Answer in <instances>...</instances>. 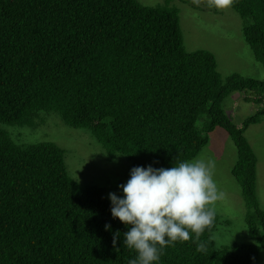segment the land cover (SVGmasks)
I'll return each mask as SVG.
<instances>
[{
  "label": "trees",
  "instance_id": "trees-1",
  "mask_svg": "<svg viewBox=\"0 0 264 264\" xmlns=\"http://www.w3.org/2000/svg\"><path fill=\"white\" fill-rule=\"evenodd\" d=\"M229 6L250 20L243 39L264 60V0ZM178 14L168 1L0 0V124L29 126L38 113H55L66 126L88 130L108 160L126 157L130 173L193 160L208 142L196 127L206 112L202 131L220 128L235 146L231 175L253 211L245 226L254 244L214 248L215 214L201 233L166 247L159 264H255L264 210L244 132L264 109L238 127L222 102L252 92L261 104L264 81L231 75L224 82L211 53L185 50ZM64 155L51 142L16 145L0 129V264H128L135 257L104 188L80 186Z\"/></svg>",
  "mask_w": 264,
  "mask_h": 264
},
{
  "label": "rangeland",
  "instance_id": "rangeland-1",
  "mask_svg": "<svg viewBox=\"0 0 264 264\" xmlns=\"http://www.w3.org/2000/svg\"><path fill=\"white\" fill-rule=\"evenodd\" d=\"M166 1L179 12L186 51L211 53L224 82L231 75L264 81V60L254 56L242 36V27L249 24V19L241 18L229 5L223 8L214 6L212 0H138L149 7L163 5ZM253 97L252 92H232L222 102V109L236 126L240 127L258 109H264V100L257 104ZM262 97L264 99V94ZM209 122L206 112L200 114L196 121L197 129L208 137V142L195 158L214 162L213 179L223 194L212 205L218 216V224L211 237L213 246L254 244L245 226L246 219L253 217V211L246 207L239 185L231 175L236 161L235 146L220 128L203 132ZM0 129L16 145L54 143L65 151L67 172L80 186L102 187L107 199L109 193L122 195L118 186L128 181L130 162L122 155L108 160L104 148L88 130L70 128L57 114L43 112L38 113L29 126L0 124ZM244 137L257 159L256 196L259 207L264 210V117L249 125ZM255 264H264V249H259Z\"/></svg>",
  "mask_w": 264,
  "mask_h": 264
},
{
  "label": "clouds",
  "instance_id": "clouds-1",
  "mask_svg": "<svg viewBox=\"0 0 264 264\" xmlns=\"http://www.w3.org/2000/svg\"><path fill=\"white\" fill-rule=\"evenodd\" d=\"M226 4L212 0L216 7ZM214 162L195 158L170 168L133 167L129 179L109 193L110 212L128 228L123 244L135 252L128 264H159L166 247L201 233L215 218V201L222 197L213 179ZM110 225H105V231ZM121 234H113V243Z\"/></svg>",
  "mask_w": 264,
  "mask_h": 264
},
{
  "label": "snow or ice",
  "instance_id": "snow-or-ice-1",
  "mask_svg": "<svg viewBox=\"0 0 264 264\" xmlns=\"http://www.w3.org/2000/svg\"><path fill=\"white\" fill-rule=\"evenodd\" d=\"M228 0H218V3L226 4Z\"/></svg>",
  "mask_w": 264,
  "mask_h": 264
}]
</instances>
